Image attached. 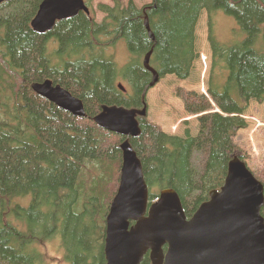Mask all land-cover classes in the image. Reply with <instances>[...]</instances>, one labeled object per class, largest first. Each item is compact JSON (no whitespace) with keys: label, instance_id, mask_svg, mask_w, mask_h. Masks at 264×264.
Here are the masks:
<instances>
[{"label":"trees","instance_id":"16d2710c","mask_svg":"<svg viewBox=\"0 0 264 264\" xmlns=\"http://www.w3.org/2000/svg\"><path fill=\"white\" fill-rule=\"evenodd\" d=\"M40 1L0 4V264H50L47 246L54 244L65 264H106L105 215L117 191L119 145L126 138L93 118L105 105H145L152 74L143 59L149 50L159 77L188 78L198 58L197 22L207 12L210 48L227 75L223 82L211 77L210 98L180 93L185 109L199 114L197 134L171 135L138 117L139 135L127 137L149 201L171 188L191 217L211 190L220 189L229 160L238 156L233 137L246 126L241 115L249 102H264V0H150L142 7L114 1L97 5L105 14L100 22L93 0H86L89 13L79 11L38 33L31 20ZM220 12L234 19L240 41L217 39L213 25ZM119 45L127 50L122 62L115 57ZM45 80L78 98L85 117L36 94L31 85ZM250 170L264 198V168ZM260 213L264 219V203ZM141 264H151L148 254Z\"/></svg>","mask_w":264,"mask_h":264},{"label":"water","instance_id":"95a60500","mask_svg":"<svg viewBox=\"0 0 264 264\" xmlns=\"http://www.w3.org/2000/svg\"><path fill=\"white\" fill-rule=\"evenodd\" d=\"M7 0H0V3ZM87 8L84 0H42L31 26L39 33L52 28L56 20ZM145 27L149 37L147 18ZM149 50L143 66H150ZM121 91L124 88L118 85ZM36 94L72 115L85 117L82 102L50 80L33 83ZM137 116L145 109L102 106L93 121L102 129L125 136L121 142V167L117 191L105 218L103 252L106 264H141L148 254L151 264H264L263 185L238 157L228 162L224 184L209 192L193 215L186 218L175 190L162 189L149 202L141 162L129 137L140 133Z\"/></svg>","mask_w":264,"mask_h":264},{"label":"rangeland","instance_id":"374dc122","mask_svg":"<svg viewBox=\"0 0 264 264\" xmlns=\"http://www.w3.org/2000/svg\"><path fill=\"white\" fill-rule=\"evenodd\" d=\"M114 1L127 4L129 0H93L91 2L90 6L97 22H100L105 16L97 5H113ZM132 1L137 7H142L150 0ZM208 30V16L207 12L204 11L196 26L195 48H197L198 58L194 61L193 69L188 78L180 79L173 75L159 77L158 75V79L153 84H149L145 90V105L142 106L145 109L144 117L160 126L168 134L182 136L185 130H188L191 135L197 134L198 124L196 119L199 114H193L185 109L184 99L180 93L182 91L191 92L188 90H192V92L210 98L207 90L211 77L217 75V79L223 82L227 75L225 66L223 65L220 73L221 64L215 62L217 59L213 56L210 48ZM213 30L217 39L223 44H233L240 41L242 37V33L238 30L234 19L224 13L221 16H216ZM125 48L123 45H119L115 50V57L119 62L127 57ZM213 110L220 112L215 105H213ZM241 116L245 120L246 126L237 130L233 137L236 146L235 153L238 154L236 157L243 159L250 169L261 170L264 168V102L250 101ZM192 158L194 164L199 166L197 152L192 154ZM47 249L50 252V264H65L61 260L60 250L56 249L55 244L48 245Z\"/></svg>","mask_w":264,"mask_h":264},{"label":"bare ground","instance_id":"6f19581e","mask_svg":"<svg viewBox=\"0 0 264 264\" xmlns=\"http://www.w3.org/2000/svg\"><path fill=\"white\" fill-rule=\"evenodd\" d=\"M8 1H10V0H7V1H3V2H1V3H4V2H8ZM0 3V4H1ZM84 4H85V2H84ZM86 6V5H85ZM39 8V7H38ZM86 8H87V11H85L84 9H81V10H79V11H84V12H86V13H89V8L86 6ZM38 11V10H37ZM79 11H77V13L79 12ZM37 13V12H36ZM76 13V14H77ZM76 14H74V15H72V16H68L67 18H69V17H73V16H75ZM34 18V17H33ZM63 19H65V18H63ZM60 20H62V19H60ZM32 21V20H31ZM56 21H58V20H56ZM56 21H55V23H56ZM55 23L53 24V26H52V28L50 29V30H52L53 29V27H54V25H55ZM31 28H32V26H31ZM50 30H48V31H50ZM35 32H37V31H35ZM46 32V31H45ZM45 32H42V33H45ZM39 33V32H38ZM117 107H124V106H117ZM125 108H127V107H125ZM128 109H138V108H128ZM57 225V224H56ZM59 228V227H58Z\"/></svg>","mask_w":264,"mask_h":264}]
</instances>
